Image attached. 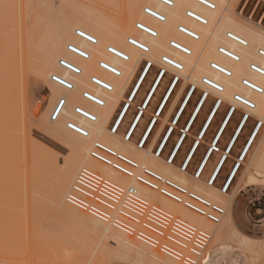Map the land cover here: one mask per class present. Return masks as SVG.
Instances as JSON below:
<instances>
[{
    "label": "rangeland",
    "instance_id": "rangeland-1",
    "mask_svg": "<svg viewBox=\"0 0 264 264\" xmlns=\"http://www.w3.org/2000/svg\"><path fill=\"white\" fill-rule=\"evenodd\" d=\"M49 1L0 0V264H169L162 256L161 259H155L148 252L136 253L135 249L129 250L119 247L118 244L114 243L115 240L110 241L108 235H103L101 227L92 225L88 220L89 217L79 215L77 210L74 213L69 212L58 203L60 197L63 196L64 200L69 187H71L69 179L62 181L59 177L69 150L64 139L59 133L57 134L58 131L54 133L55 130L49 128L48 122L51 118L53 94L56 91L52 86L57 84L52 80V77L53 75L56 76V73L61 76L64 72L58 66V53L53 54L43 42L49 46L51 37L56 34L55 28L57 29L61 20H69L72 24L76 23L73 30L79 27L75 21L77 16L83 17L84 15V22L86 23L83 24V27H91L92 25L86 18L87 15L92 18H102L101 20L107 27L115 26L119 20L124 19L121 8L125 0ZM145 5L146 3L140 4L134 17L126 21L125 24L129 25L130 28L124 34V38L132 37L133 24L139 20L135 17L138 14L142 15L141 8ZM226 17L224 32L228 31L237 36H244L247 42L246 47L237 46L240 59L233 67L234 74L229 85L237 89L236 95L245 97L255 104L251 116L264 121L262 119L264 107L259 109L260 105L258 104L264 105V94H254L242 86V80L246 79L264 88V78L249 70L250 63H255L264 68V59L256 54L258 48L264 49V38H261L264 37V0H235L232 3L231 12L227 13ZM95 27L98 29L97 26ZM47 36L48 38H46ZM220 36L226 35L221 34ZM71 37L77 38L73 32ZM66 50L64 44L62 51ZM155 73L156 70L152 69L143 82L144 84L134 101V107L129 111L119 129L118 133L121 136L130 124L135 106L139 105L145 96ZM58 75L57 77H60ZM64 77L63 75L60 78L63 79ZM170 79L171 76L166 75L156 90L148 107V111L152 113L150 114L146 110L131 139L134 144L138 143L144 128L152 119V114L155 113ZM52 83L55 84L52 85ZM192 85L196 86V90L179 122L174 126L172 136L161 154V159L164 162H166L173 145L180 136L179 130L183 128L197 100L203 95L204 87L181 79L147 140L146 145L161 130L152 149V153L155 154L157 144L165 131L170 129L174 113ZM181 89L183 91L179 100L167 120L164 121ZM82 91H86V89L81 88L77 91V102L71 104V109L80 106L78 102L82 99ZM62 92L65 93V90ZM127 96L128 92L124 99ZM213 96L215 95L211 93L204 103L190 134L187 135L178 151L173 162L177 168L181 167L189 147L195 141L196 135L216 99ZM226 97L228 98H221L224 104L216 113L205 135L203 141L206 144L199 147L187 168V173L191 177L194 176L202 156L209 149L211 139L225 113L231 105L237 106L234 105V97ZM123 103L122 100L117 112L124 105ZM239 108L241 107L239 106ZM240 116L241 111H237L230 120L219 145H217L220 152L213 154L200 177L203 182L209 181L210 173L223 154L221 151L230 139ZM253 125L254 120L249 119L230 154L231 158L227 160L220 171L214 184L218 190L225 180L231 164L234 163L233 158L238 156ZM61 127L65 131H70L65 128V124H62ZM71 133L78 138L80 137L73 132ZM263 137L264 123L250 150V156L245 160L248 166L249 161L251 163V160L261 150ZM92 140L88 142L89 146L94 141ZM146 145L144 146L147 147ZM258 156L253 159L252 166ZM245 168L246 165H242L238 178L233 184L234 188H237V182L243 178ZM33 172L39 177L36 175L32 178ZM42 179L44 182H41ZM233 185L228 193L234 190ZM257 185L264 186V182ZM241 186H243V182L240 184ZM64 204H66L65 200ZM245 205H250V196L247 197ZM208 232L210 231L208 230ZM251 256L253 264H264V242L254 246Z\"/></svg>",
    "mask_w": 264,
    "mask_h": 264
},
{
    "label": "bare ground",
    "instance_id": "bare-ground-1",
    "mask_svg": "<svg viewBox=\"0 0 264 264\" xmlns=\"http://www.w3.org/2000/svg\"><path fill=\"white\" fill-rule=\"evenodd\" d=\"M168 1L171 2V6L165 5V4H163L159 1H156V0H125V3L123 5L124 8L123 7L121 8V9H123L124 19L119 20L115 26L113 25L111 27L105 26L103 21L101 20L102 18H98V17L92 18L89 15H87L86 18L88 19V21H90L92 23L91 27H89V26L83 27V24L86 23V22H84V18H83L84 15H83V17L77 16L75 18V21L78 23L79 27H76V29H74V30H73V26L76 23L72 24V22L69 20H63L62 21L61 19H60L61 22L58 21L60 23L58 24L57 29L55 28L56 34L53 37H51V39L49 36V39L51 40V43L49 44V46H47L45 44V42H43V43L46 47H49V49L51 50V52L53 54L58 53V55H59L58 60H57L58 66L60 67V69L65 74L62 73V75L60 76L56 73V76L58 75V76L62 77L64 75L65 77L63 79H65L66 81H68L71 84L72 89L71 90H65L62 87H58L59 85L52 83V85L55 84L52 87L56 91H54V94H53V101H52V105H51V115H50L51 118L49 119L48 123L50 125L49 128L52 130H55L54 133L58 131L57 134L59 133L60 136L66 142V145H68V147H67L69 150L68 157L65 159L64 168H62V170L60 171V175H59L60 180L63 181L65 179H69V183L72 184V180H74L75 175L77 174V172L81 168H90V169H93V170L99 172L100 174H102L106 178H108L114 182H117L121 185L133 186L137 189V191L140 194L145 196L148 200L160 204L161 206H163L167 210L173 212L174 214L181 216L182 218L188 220L189 222L195 224L198 227L205 229L206 231L209 230L211 232V233L209 232L210 233V242L208 245V249H209L211 247V245L214 243V239L212 238L213 229L218 224L214 225V224L209 223L203 217L198 216V215L186 210L181 205L175 204V203L171 202L170 200H167L166 198L160 196L158 193H156L154 191H151V190H149V189H147L141 185L136 184L133 180L113 171L109 167L102 165V164L92 160L89 157V149H90L92 143L89 146L88 142H90V140H92V139L94 141H96V140L101 141L104 144L110 146L111 148L117 150L118 152L123 153V154L129 156L130 158L136 160L139 164L148 166V167L156 170L157 172H159L163 176L170 178V179L186 186L187 188H189L193 191H196L199 194L207 197L208 199L212 200L213 202L221 205L220 202H222L221 201L222 199H221L218 191L214 187V185L209 186L208 182L205 183L200 179V177L202 175V171H203L205 165L207 164V162H208V160L212 154V153H210L208 155L209 149H207L205 154L202 156V159L200 160V162L196 168V171H197V169L201 165L202 168H201L200 176H198L196 178V176L194 174V176L191 177L187 173V168L182 171V165L184 164L185 160H186V162H185L186 167L189 166L193 156L196 153V150L198 149L199 145L201 144V140L204 136L205 130L209 126L214 114L220 109V106H218L216 109H214L215 103L211 106V108L207 114V117L199 129V132L196 135L195 141L189 147V149H188V151H187V153H186V155L182 161V165L180 168H177L173 164V162L175 160V157H176L178 151L181 149L183 142L187 138V135H189V132H190L197 116L199 115L202 107L204 106V103L208 100L207 98L203 99L201 102H200L201 97L197 100V102H196L193 110L191 111L187 121L185 122L183 128L181 130H179L180 136L177 138L175 144L173 145L166 162H164L161 159V154L163 153L169 139L172 136V131H173L174 126H176L177 123L179 122L182 114L184 113L189 101L191 100V98L193 96V93L189 94V96H188V92H186V94L184 95L183 99L181 100V102L178 106V109L175 111L174 116L171 120L170 129L165 131V134L163 135V137L161 138V140L157 144L155 154L152 153V149H153V147H154V145L158 139V136H159L161 130H159L157 132V134H155V136L153 137L151 142L148 145H146L147 147L143 146L142 148H139L138 143L134 144L133 141H131V138L126 140V134L129 130V128L131 127V125H134L133 132L137 128V126L139 125L140 119L143 116L144 110H146L147 106L149 105L150 101L152 100L161 79L156 83H155L156 78H155V80H153L152 84L149 87V90L145 94V97L143 98V101L140 104V109L143 110L141 113V116L136 121H134L136 116L131 120L129 127L127 128L125 133H123V136H121L120 133H118L119 131H117L115 133L111 132L112 127L118 121L119 115H120V113L124 107V105H122L120 107V110L117 112V110L121 104V101L123 100L126 103L129 101L130 97L132 98L131 101H133L135 99V97L137 96L141 86L143 85V82L145 81V78L147 77V75L150 71V70L147 71L146 74L143 76V78H141L142 77L141 75H142L143 69H144L142 66V63L144 60H147L151 63L160 65L159 62L161 61L162 57L168 56L169 58L177 61L178 63H180L182 65L183 71L177 75L181 79H183L185 82L191 81L193 84L201 85L202 80L204 78H207V79L211 80L212 82H216V83L220 84L222 86V89H223V91L220 94L214 93L212 90H210L207 87H204V90L206 92L213 93L221 101H223L221 98H228L226 96L234 97L237 93V89H235L234 87L229 85V81L234 74L233 67L237 62L236 63L232 62L228 58H225L218 53V49L220 47H223V48H226V50H229L233 53L235 52V54H237L239 56V59H240V55L237 52V46H239V45L233 41L228 40L226 38V36H220L221 34L226 35L228 33V31L224 32L225 27H226L225 26V21L227 18L226 15H227V13L231 12L232 3L235 0H204V1L209 2L210 4L213 5V10H210L203 5L196 3L195 0H168ZM48 2H50V1L48 0ZM51 3H52V1H51ZM142 3H146V5L141 8L142 15L138 14L139 16L137 15L135 17V18H138L139 20L137 22H134V24H133L132 28H134L133 29L134 31H133V33H131L132 37L127 36L124 38V34H126L128 29L130 28L129 25L125 24L126 21L130 20L132 17H134V14L136 13V11L138 10V7ZM57 6H60V5H57ZM144 8H150L153 11L161 14L164 18V21L158 22V21L154 20L153 18L146 16L143 13ZM51 9H53V8H51ZM188 11H190L194 15L204 19L206 21V24L201 25L198 22H196L195 20H192V19L186 17V13ZM136 23H143L148 28L154 30L156 37L152 38V37H149L148 35H146L142 32L137 31L135 29ZM95 26H97L98 29ZM178 26H183L187 30L195 33L197 35V40H193V39H191L185 35L180 34L177 31ZM52 27H53V25H52ZM79 29L83 30L87 34L91 35L96 40V43L91 44V43H88V42L78 38L76 36V30H79ZM72 32L74 33V36H76L77 38L74 39L71 37ZM229 33H231V32H229ZM232 34H234V33H232ZM237 37H239L245 41L244 36H237ZM46 38H48V36ZM130 38H134L141 45L145 46L147 48L148 52L143 53V52H140L139 50H137L136 48L130 46L128 43ZM261 38L263 39L264 37L262 36ZM172 41H174L178 45L188 49L190 54L184 55V54L172 49L170 47V43ZM64 44L67 48L66 51H62V47L64 46ZM107 44H109V45H107ZM69 46H75L76 48L82 50L86 57L82 58V57H78V56L74 55L73 53H71L68 50ZM109 47H114L117 50H119L120 52H122L127 57V61H121L117 57L110 55L107 52ZM62 61H65V62L75 66L76 68H78L79 74H72L69 71H67L66 69L62 68L61 67ZM102 62L107 63L114 70L118 71V76L112 75V74L104 71L103 69H101L100 64ZM211 63H215L218 66L229 70L231 72L230 77H224L220 73L213 71L210 68ZM58 66H57V68H59ZM93 77H96L100 81L108 84V86H110L111 90L108 92V91H105L102 88L92 84L91 80ZM81 88L86 89V91L81 92L82 99H81V101L78 102V104L81 106V108L85 112L91 114L94 117V121H89L86 118L79 116L75 113V108L80 107V106H75V107H73V109L70 108V106L73 102H77V91L80 90ZM173 88H171L169 91L167 90L168 93L166 91V94L163 96L158 107L156 108L155 113L157 112V115H155V116H157L158 118L160 117L161 113L163 112L168 100L170 99V97L174 91ZM62 90H65V93H63ZM87 90H89L92 95L100 98V100L103 103L102 106H96V105L92 104L91 102L83 99V93L89 92ZM182 91L183 90L181 89L180 92L178 93V95L176 96L175 101L173 102L171 108L169 109V112H168L167 116L165 117L164 121L167 120V117L169 116V114L172 111L173 107L175 106L176 102L179 100V98L182 94ZM127 92H128V96L126 97V99H124ZM61 99L65 100V105L58 111L56 120H52V115L55 113L57 106H58ZM83 100H85L86 102H84ZM162 101L165 103L163 104ZM258 104L260 105L259 109L264 107L263 104H261V103H258ZM234 105H236V104L234 103ZM239 109H241V108H239ZM71 110H72V113H71ZM229 111H230V109L227 110V112L225 113L224 119H223V121L219 127V131L214 136V138L211 140V143L214 141L215 144L213 143L214 147H212V144H210V147L215 152L219 151V150H217L216 144L218 142V139H219L221 132L224 130L225 126L227 125L231 115H234V113L232 112L230 114V116L226 118ZM126 113H127V111L125 112V114L121 118L118 126L122 125V123L126 117ZM136 115H137V113H136ZM157 117H155V121L152 122L153 125L151 126V128H149L145 143L147 142V140L149 139V137L151 135V132H152V130L155 126V123L157 121ZM66 120H69V121H66ZM64 121H66V122L64 123ZM71 122L75 123L82 130H84L86 132V136L83 137V136L79 135L80 137L78 138L71 133L72 131L70 132V131L66 130L67 131L66 132L61 127L62 124H65V128L68 129V124ZM239 123L240 122L237 123L238 126L235 130V133L233 134V136H232L231 140L229 141L227 147L223 151L224 155L226 153L228 155L237 135L239 134L241 128L243 127V125L246 122L242 125H239ZM110 124H111V126L109 127ZM150 124H151V120L149 121L144 133L146 132V130L150 126ZM108 127H109V129H108ZM80 138H82V139H80ZM223 154L219 158L215 167H217V165H218L219 161L221 160ZM170 155H173V159L171 162H169V160H168ZM39 158H40V156H39ZM38 165L40 166L39 163H38ZM39 168H38V170H39ZM196 171H195V173H196ZM36 175L37 174H35L33 172L32 178H34ZM263 175H264V156H263V154H260L258 156V158L255 159L253 166H252L251 176L253 177V179L251 177L250 178H251V180H256L257 178H261ZM37 179H39V178H37ZM42 180H41V182H44V179H42ZM67 187H68V185H67ZM64 192H63V194H64ZM52 197H54V196H52ZM64 200H65V197H64ZM64 200H63V196L60 197L58 200L59 205H61L67 211L74 213L76 209L70 207L66 202L65 203L67 205L64 204ZM224 209H225V207H224ZM76 212H78L79 215L80 214L85 215L84 213H81L79 211H76ZM225 212H226V210H225ZM224 216H225V213H224ZM223 217H222V219H223ZM88 220L92 223V225L101 227V230L103 231V235H108V238L110 241L112 239H113V241L115 240L114 243L118 244L119 247L121 246V247H124L125 249H129V250L135 249L137 251L136 253L148 252L150 254V256L152 258H155V259H159V258L161 259L163 257V256L161 257V255H158L156 253V251L150 250V249L142 246L141 244L137 243L133 239L124 236L123 234L115 231L114 229H112L111 227H109L107 225H104V224H102V223H100V222H98L92 218H90ZM221 222H222V220H221ZM105 237L107 238V236H105ZM164 259L169 264H178V263H175V262H173L167 258H164Z\"/></svg>",
    "mask_w": 264,
    "mask_h": 264
},
{
    "label": "built area",
    "instance_id": "built-area-1",
    "mask_svg": "<svg viewBox=\"0 0 264 264\" xmlns=\"http://www.w3.org/2000/svg\"><path fill=\"white\" fill-rule=\"evenodd\" d=\"M156 1L171 6V2H169L168 0H156ZM195 2L205 6L210 10H213V5L210 4L209 2H206L204 0H195ZM143 13L146 16L151 17L158 22L164 21V18L161 14L153 11L150 8H144ZM188 13H191V15H189ZM186 17L195 20L201 25L206 24V21L204 19L194 15L190 11L186 13ZM135 29L139 32L148 35L149 37L152 38L156 37L155 34H153L155 33V31L148 28L143 23H136ZM177 31L180 34L185 35L193 40H197V35L187 30L183 26H178ZM80 33H83V35H80ZM76 36L88 43L91 44L96 43V40L91 35L84 32L83 30L80 29L76 30ZM226 38L230 41L237 43L241 47H246L247 45V42H245L243 39L237 37L232 33L228 32L226 34ZM133 41H135V43H133ZM128 43L130 46L136 48L140 52L143 53L148 52L147 48L141 45L139 42H137L134 38H130ZM170 47L184 55L190 54L188 49L178 45L174 41L170 43ZM68 50L78 57H82V58L86 57L84 52L76 48L75 46H69ZM107 52L110 55L117 57L121 61H127V57L114 47H109ZM218 53L221 56L228 58L232 62L236 63L239 61V56L237 54L229 50H226L223 47H220L218 49ZM256 54L260 58L264 59V49L258 48ZM159 63L160 65H156L147 60H144L142 63L144 69L141 78H143V76L146 74L147 71L149 70L151 71L152 69L156 70L155 76L153 78V80H155L156 78L155 83L158 82L160 79H161L160 80L161 83V81L166 75H170L171 79L165 89V92L163 94L164 96L167 90L169 91L173 87L174 90L175 87L178 85L181 78L177 74L183 71V67L180 63L169 58L168 56L162 57ZM61 67L66 69L72 74H79L78 68L65 61L61 62ZM100 68L112 75L118 76V71L114 70L110 65H108L105 62H102L100 64ZM210 68L213 71L220 73L224 77H230L231 75V72L229 70L222 68L215 63H211ZM249 70L250 72L264 78V68H262L261 66L255 63H250ZM52 80L65 90L72 89L71 84L60 77L53 76ZM153 80L151 81V84ZM91 82L95 86H98L105 91L109 92L111 90L108 84L100 81L96 77H93ZM201 85L203 87L209 88L216 94H220L223 91L222 86L220 84L216 82H212L207 78H204L202 80ZM242 86L249 89L254 94L257 95L262 94L260 91L261 87L257 84L250 82L249 80L243 79ZM195 90H196V86L192 85L188 90V96L191 93L194 94ZM210 95H211L210 92H206L204 90L200 102L203 99L206 98L208 99ZM163 96L161 97L160 101L162 100ZM213 97H216L215 101L213 102V104L215 103L214 109H216L218 106H220L221 108L224 102L219 100L217 96H213ZM83 99L91 102L96 106H102L103 104L100 98L92 95L90 92H84ZM135 99L131 101L132 98L130 97L128 102L126 103L124 102V107L119 115L118 121L114 124V126L111 129L112 133L119 131L121 126H118V124L121 118L123 117V115L125 114V112L127 111L126 113L127 116L129 111L134 107ZM142 101L143 99L141 100V102ZM233 102L237 106H232V105L230 106V111L228 112L226 118L229 117L232 112L235 114L237 111H241V116L238 121L240 122L239 125H242L245 122L247 123L249 119L254 120V125L251 134H249L248 136L249 139L247 138L248 141L246 140L247 141L245 142L246 144H244L239 155L234 160L233 166L231 167L230 171L228 172L225 180L223 181L219 189V191L222 194H225L229 191L233 177L237 172L238 168L240 167V165L242 164L243 157L246 151L248 150L253 139L255 138L257 132L263 125L262 121H260L257 118H253L251 116V112L255 109V104L252 101L247 100L241 97L240 95H235L233 98ZM164 103L165 102H163V104ZM140 104L135 106L134 115L132 117L133 119L136 116L134 121H136L141 116V113L143 111L140 109ZM64 105H65V100L61 99L55 113L52 115V120H56L58 111ZM239 106L242 109H239ZM146 110H144L140 122L142 121L146 113ZM75 113L79 116L86 118L89 121H94V117L91 114L85 112L81 107H76ZM155 115H157V112L152 114L153 117L151 119L150 126L147 128L146 132L144 133L148 125L147 124L141 136L139 137V142H138L139 148H142L144 144L146 145L147 143V142L145 143V141L148 135L149 128H151V126L153 125L152 122H154L155 117H157ZM128 127L129 124L127 128ZM133 127L134 125H131V127L129 128L126 134V140H128L129 138L132 139L134 132L136 130L135 129L133 132ZM127 128L124 130V132L127 130ZM68 129L80 136L83 137L86 136V132L73 122L68 124ZM213 143L214 141L211 143L212 147H214L215 144ZM217 150H219L218 147ZM219 152L220 150L218 152L217 151L215 152L209 146L208 155L210 153L214 154ZM222 152L223 151H221V153ZM89 157L92 160L109 167L113 171L133 180L136 184L141 185L151 191H154L158 193L160 196L166 198L167 200H170L175 204L181 205L186 210L198 216L203 217L206 221H208L211 224L214 225L219 224L222 220V217L224 216L225 209L220 204L215 203L212 200L208 199L207 197L199 194L198 192L193 191L187 188L186 186L163 176L162 174H160L159 172L148 166L139 164L136 160L130 158L129 156L123 153L118 152L117 150L111 148L110 146L104 144L101 141L96 140L92 142L91 147L89 149ZM228 158L229 155H227V153L225 155L223 154L217 167H215L216 166L215 164L212 172L210 173V177L208 181L209 186L215 184L217 177L219 176L220 170L222 169L225 161ZM172 159H173V155H170L168 159L169 162H171ZM185 162L182 165V171L188 168L186 167ZM201 168L202 167L200 165V167L197 169L195 173L196 178L200 176ZM65 202L70 207L76 209L77 211L84 213L88 217L111 227L115 231L123 234L126 237L133 239L137 243L141 244L142 246L150 250L156 251L159 255L175 263L202 264L204 258L206 257L208 245L210 242V233L208 231H206L201 227L196 226L195 224L189 222L188 220L182 218L181 216L174 214L173 212L167 210L160 204L148 200L145 196L140 194L135 187L130 185L127 186L121 185L117 182H114L106 178L105 176H103L102 174H100L99 172L93 169L81 168L77 172L69 191L65 195Z\"/></svg>",
    "mask_w": 264,
    "mask_h": 264
},
{
    "label": "crops",
    "instance_id": "crops-1",
    "mask_svg": "<svg viewBox=\"0 0 264 264\" xmlns=\"http://www.w3.org/2000/svg\"><path fill=\"white\" fill-rule=\"evenodd\" d=\"M147 111H148V108H147ZM148 113L151 114L152 112L148 111ZM216 113L214 114L209 126L205 130L204 136L201 140V144L199 145V147L203 144L204 145L206 144V143H204L203 140L205 138V135H206L210 125L213 122V119H214ZM232 117H233V115H231L227 125L225 126L224 130L221 132L219 139H218V142L216 144V147H217V145H219V142L222 138V135L225 132V130H226L230 120L232 119ZM223 119H224V117H223ZM223 119L221 120V123H222ZM262 122L264 123V121H262ZM221 123L219 124L218 128L216 129L212 139L214 138V136L219 131V127H220ZM237 126L238 125H236V127L234 128V131L232 132L230 139L228 140L224 149L227 147L229 141L231 140L233 134L235 133ZM244 127H245V124L241 128L239 134L237 135V137H236V139H235V141H234V143H233V145H232V147L228 153V155H229L228 159L231 158L230 154H231L238 138L240 137ZM261 128H262V126H261ZM261 128L257 132L255 138L251 142L248 150L246 151L245 156H244L243 161H242V164L240 165V167L238 168L237 172L235 173V175L233 177L230 188L233 184H235L242 165L243 166L246 165L243 178L237 182V188L240 187V184L242 182H243V186H241L240 189H237L236 187L234 188V185H233L234 190L233 191L231 190L232 192H230V193H228L229 192L228 191L226 194H221L220 191L216 188V190L218 191V193L222 199L221 200L222 202H220V203L222 206L225 207L226 212H225V216L222 219V222L220 224H218L213 229L212 238L214 239V243L207 250V255L204 258L202 264H253V259H252L251 255H252V252L254 251V246L264 242V186L257 185L260 182H264V175L261 178H257L256 180H251V178L253 179V177L251 176L253 159L256 158L259 154H263V156H264V137L262 140L263 146L261 147V150L251 160V163L249 161V166H248V163L247 164L245 163V160L248 159V157L250 156V150H251L254 142L256 141V139L260 133ZM189 134H190V132H189ZM247 138H249V137H247ZM246 140H248V139H246ZM245 142H247V141H245ZM245 142H244V144H246ZM244 144H243V146H244ZM243 146H242V148H243ZM199 147H198V149H199ZM242 148H241V150H242ZM224 149H223V151H224ZM197 150H196V152H197ZM239 153H238V155H239ZM212 156H213V154H211L209 160L211 159ZM236 158H237V156L235 158H233V160H235ZM209 160H208V162H209ZM218 160H217V162H218ZM227 160L225 161V163L227 162ZM225 163H224V165H225ZM224 165H223V167H224ZM232 166H233V163L231 164V167ZM231 167H230V169H231ZM245 192H248V193L245 194ZM248 196H250V205L246 206L245 203H246V199Z\"/></svg>",
    "mask_w": 264,
    "mask_h": 264
},
{
    "label": "snow or ice",
    "instance_id": "snow-or-ice-1",
    "mask_svg": "<svg viewBox=\"0 0 264 264\" xmlns=\"http://www.w3.org/2000/svg\"><path fill=\"white\" fill-rule=\"evenodd\" d=\"M189 15H191V13H188ZM155 34V33H153ZM80 35H83V33H80ZM133 43H135V41H133ZM261 93L264 94V88L260 89ZM262 119H264V116H262Z\"/></svg>",
    "mask_w": 264,
    "mask_h": 264
}]
</instances>
